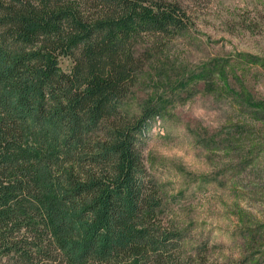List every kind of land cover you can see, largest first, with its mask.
Here are the masks:
<instances>
[{
    "label": "trees",
    "instance_id": "1",
    "mask_svg": "<svg viewBox=\"0 0 264 264\" xmlns=\"http://www.w3.org/2000/svg\"><path fill=\"white\" fill-rule=\"evenodd\" d=\"M190 23L178 0H0V264H179L143 153L159 107L123 103L142 43Z\"/></svg>",
    "mask_w": 264,
    "mask_h": 264
},
{
    "label": "rangeland",
    "instance_id": "2",
    "mask_svg": "<svg viewBox=\"0 0 264 264\" xmlns=\"http://www.w3.org/2000/svg\"><path fill=\"white\" fill-rule=\"evenodd\" d=\"M178 1L191 23L172 39L142 43L152 57L123 111L159 107L143 134V153L163 198V224L183 234L179 264H264V0ZM60 65L68 71L73 60L62 57ZM197 106L207 109L206 119L194 114ZM178 129L198 155L207 153L208 171L197 174L152 147L175 141ZM217 189L233 202L214 198L210 215L221 223L209 224L194 205ZM242 200L258 206L259 215Z\"/></svg>",
    "mask_w": 264,
    "mask_h": 264
},
{
    "label": "clouds",
    "instance_id": "3",
    "mask_svg": "<svg viewBox=\"0 0 264 264\" xmlns=\"http://www.w3.org/2000/svg\"><path fill=\"white\" fill-rule=\"evenodd\" d=\"M194 114L198 119H206L207 109L203 106H197L194 109ZM160 130L157 127L151 129L152 134L158 133ZM177 139L173 142H166L163 144H153L152 147L159 153V155L166 159H176L183 163V165L199 174L209 170V166L206 160L207 153L197 154V149L195 147L194 141L183 129L177 130ZM174 179H179L176 177ZM223 196L225 201L229 204L233 202V198L229 193L223 192V190L217 189L215 191H207L202 193L198 202L194 205L196 212L199 214L200 219H207L209 224L221 223V220L217 219L215 216L210 215L211 202L214 198ZM241 205L252 211L254 214L259 215L258 206L250 205L248 201H240ZM177 214L181 212L179 208L174 210Z\"/></svg>",
    "mask_w": 264,
    "mask_h": 264
}]
</instances>
